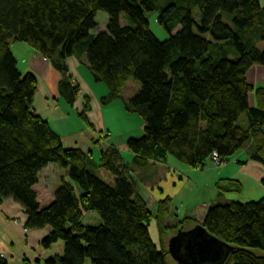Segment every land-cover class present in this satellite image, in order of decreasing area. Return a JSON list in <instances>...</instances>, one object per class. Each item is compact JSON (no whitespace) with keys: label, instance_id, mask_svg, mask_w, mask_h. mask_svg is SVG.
<instances>
[{"label":"trees","instance_id":"16d2710c","mask_svg":"<svg viewBox=\"0 0 264 264\" xmlns=\"http://www.w3.org/2000/svg\"><path fill=\"white\" fill-rule=\"evenodd\" d=\"M98 12L108 15L107 31L93 36ZM145 12H159L167 40L152 33ZM263 40L260 0H0V202L22 206L27 230L49 227L45 247L64 242V255L46 264H171L170 237L198 224L232 247L224 264H264V198L212 205L202 223L187 216L180 227L168 225L172 199L150 211L119 150H102L95 162L92 152L66 148L35 113L37 79L19 72L11 42L28 44L65 75L60 90L69 103L79 94L66 75L70 57H85L94 80L108 87L103 103L123 99L129 80L139 81L126 106L145 124L144 135L127 142L135 163L173 156L204 170L213 154L229 163L243 149L264 166V86L246 80L253 66L264 67ZM49 164L68 170L71 181L62 178L54 196L37 187ZM215 188L220 198L243 186L224 178ZM88 211L102 224L84 225ZM153 219L161 251L151 238ZM0 264H7L1 256Z\"/></svg>","mask_w":264,"mask_h":264},{"label":"crops","instance_id":"0c3cea01","mask_svg":"<svg viewBox=\"0 0 264 264\" xmlns=\"http://www.w3.org/2000/svg\"><path fill=\"white\" fill-rule=\"evenodd\" d=\"M260 2L264 5V0H260ZM121 24L126 25L127 23ZM20 49L24 52L17 53L12 51L13 48L11 49L17 60L19 72L23 75L32 74L37 79V91L33 103L35 113L49 123L51 130L61 137L66 148L81 149L86 153L92 152L95 162H98L102 150L109 148L119 150L124 164L131 168L132 177L135 180L139 178L142 182L143 188L140 196L146 202L150 211L154 213L157 202L165 198H162L165 191L159 187L162 183H159L157 178L167 170V164L171 160L168 157L164 162L150 159L135 163L136 155L128 149L127 142L131 138H141L144 135L145 124L136 119L135 116H128L126 118L133 120V122L126 125V122L122 119L121 122L124 125L117 129L108 115L106 117L107 110L102 105V98L109 94V89L105 84L94 80L85 57H70L66 60L68 67L66 75L70 76L73 84L78 86L79 89H83L86 94L81 95L79 93L75 101L69 103L60 90V83L65 75L57 70L50 60L37 53L32 47L22 48L20 46ZM14 52H16V55ZM246 80L254 88L264 86V67L253 66L248 71ZM85 100L88 102L89 116L96 121V127L109 132L111 137L99 138L94 132L95 127L90 124L87 117L83 118L81 116V108ZM250 105H255L254 94H250ZM126 112L132 113L127 110V107L124 113ZM97 147L100 148V152L97 151ZM171 163L173 164V162ZM233 163L220 169H208L209 174L204 175L211 176H203L201 179L198 177L197 187H203L202 183L208 179L209 183L214 185L220 179L231 178L242 183V191L249 182L253 187L252 193H261L264 197L262 184L264 181V166L248 158L246 149L239 152ZM179 170L181 173H176L178 174L177 182L179 184H185V181L189 180V174L206 172V169L193 170L188 168L186 170L180 168ZM68 172V170H59L54 164H49L39 174L37 187H40L50 196H54L62 186V178L70 181ZM214 172L217 173L213 174ZM244 176L248 181L244 179ZM146 184H154L153 186H156L160 193L159 197ZM74 186L80 194L82 191L79 186L77 184H74ZM214 195L217 198V192ZM170 198L172 199V197ZM216 198L212 202H215ZM202 205H204L202 208H188L184 210L185 212L170 205L169 210L170 212L173 209L178 210L180 219L193 216L199 223H202L208 209L205 203H202ZM27 220L28 216L19 203L12 199H5L0 202V256L6 260L7 264H46L48 259L64 255V242L57 241L50 247L43 245V241L50 233L49 227L40 230H27L25 227ZM155 244L159 246L158 243L155 242ZM85 264H91V262L87 260Z\"/></svg>","mask_w":264,"mask_h":264},{"label":"rangeland","instance_id":"374dc122","mask_svg":"<svg viewBox=\"0 0 264 264\" xmlns=\"http://www.w3.org/2000/svg\"><path fill=\"white\" fill-rule=\"evenodd\" d=\"M145 16L147 17V19L149 21V25H150V29H151L152 33L161 41L167 40L169 38V34L158 22L159 12H145ZM226 19H227V17H226ZM120 20H121V23H127L128 22V19L124 14H122L120 16ZM227 21H228V19H227ZM96 23H97V28L92 31L93 36H96L101 32H106L107 31V23H108L107 13L98 12V14L96 16ZM179 30H180V27L175 29L173 31V34L178 32ZM195 32H197L196 29H195ZM20 46L22 48H31L26 43H22L19 41H12L11 42V49L13 48L12 51H16L17 53L24 52L22 49H20ZM257 47L261 51H263L264 50V40L260 41L257 44ZM16 52H14L15 55H16ZM18 57L20 58V56H18ZM234 58H235V56L230 57V59H234ZM140 89H141V83L135 79H131V80H129L127 87L123 92V99H117L116 101L102 103V105L105 106V108L107 110L106 111V117L108 115V117L111 119V121L114 123V125L117 129H120L121 126L124 125V123L121 122L122 119L124 122H126L125 123L126 125L133 122V120L126 118L128 116H135L136 119H138V120L142 121V123H144L142 118L138 114L133 113V112L132 113H127V112L124 113L126 110V106L130 102V100L140 91ZM244 121H246V116L242 117V119H241L242 125H243ZM97 151L100 152L99 147H97ZM238 154H239V152L234 156V158L228 164H232L234 159L238 156ZM169 159L171 160V162H173L174 165L171 162H168V164H167L168 167H166L167 170L164 171V173H161L159 178H157V181L159 183H162L163 186L160 185L159 187L165 191V194L162 198H164L166 196L172 197L173 200H172L170 205L172 207L179 208L181 211H184L185 209H188V208H202V206H204V205H202V203H205L206 204L205 206L210 208L212 205H217V204L226 205L232 201H236L239 203H247L250 201H260L261 199L264 198L261 195V193H252L253 187H252V184H250L249 182H247V184L245 185L244 191H242L240 193H228V194H226L220 198L215 197V195H214V194H216L215 184L213 185L212 183H209L208 178H206L208 180L205 179L206 181H204L202 183L203 187H200V188L197 187L199 179H201L203 176H206V177L211 176V175H204V174H209L208 169L215 170V169H220V168H210L209 167V168H206L205 173L189 174L188 175L189 180L188 181L186 180L185 184H179L177 182L178 174H176V173L180 172V170H179L180 168H185L186 170H188L189 167L184 165L183 163L179 162L173 156H169ZM233 164H235V163H233ZM58 169L59 170H65V169H60V168H58ZM216 173L217 172H214L213 174H216ZM99 177L102 180L108 182L106 177H104L100 174H99ZM198 177H199V179H198ZM244 179H246V176H244ZM135 181L139 187V193H141L142 188H143L142 182L140 181L139 178H136ZM110 184L114 185L112 183H110ZM146 185H148L150 187L151 191H153L154 194L159 197L160 193L158 191V188H156V186H153L154 184L153 185L146 184ZM252 194H254V195H252ZM215 198L217 200L215 202H212V200ZM155 208H156V206H155ZM170 222H168V225L180 227V223H179L180 217L178 215V210H175V209L172 210ZM83 224L86 226H99L102 224V218L96 211H88L84 215ZM149 230H150L151 238L156 243L159 244V241H160L159 240V233H158V227H157V223H156L155 219H153L152 222L150 223ZM60 242L63 243V241H60ZM158 249H159V251H161L160 245L158 246ZM87 260H88V262H91V264H92L91 259H87ZM169 262L171 264H176V261L172 258L171 254H169Z\"/></svg>","mask_w":264,"mask_h":264},{"label":"water","instance_id":"95a60500","mask_svg":"<svg viewBox=\"0 0 264 264\" xmlns=\"http://www.w3.org/2000/svg\"><path fill=\"white\" fill-rule=\"evenodd\" d=\"M168 252L176 264H224L232 247L212 236L201 225L170 237Z\"/></svg>","mask_w":264,"mask_h":264},{"label":"built area","instance_id":"2783aa9c","mask_svg":"<svg viewBox=\"0 0 264 264\" xmlns=\"http://www.w3.org/2000/svg\"><path fill=\"white\" fill-rule=\"evenodd\" d=\"M79 93L81 95H86L85 91L83 89H79ZM87 103L88 102L86 100L83 101V106L81 108V111H82L83 114H85V116L87 117V119L90 122V124H92L95 127V129H94L95 134L99 138H102V137L103 138H109V137H111V134L109 132H107L105 130H102V129H99V128L96 127L97 126L96 125V121H94L92 118H90V116H89L90 112H88V110L87 111L85 110V106H86ZM210 161H211L210 162V168H222V167H224V166H226L228 164L226 161L221 160V158L218 157V155L216 153L213 154V156L211 157Z\"/></svg>","mask_w":264,"mask_h":264}]
</instances>
